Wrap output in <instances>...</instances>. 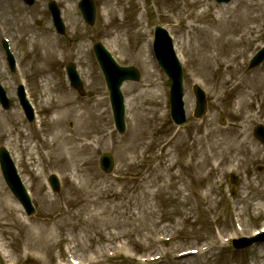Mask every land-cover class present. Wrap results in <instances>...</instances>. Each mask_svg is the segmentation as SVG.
<instances>
[{
  "label": "rangeland",
  "instance_id": "obj_1",
  "mask_svg": "<svg viewBox=\"0 0 264 264\" xmlns=\"http://www.w3.org/2000/svg\"><path fill=\"white\" fill-rule=\"evenodd\" d=\"M50 1L35 0L28 6L21 0H0V81L12 102L8 110L0 105V146L9 149L36 210L31 217L25 214L0 171V190L11 204L12 217L9 225L0 226L8 251L0 252V264H264V242L245 250L231 244L232 238L250 236L264 225V145L253 136L254 126L264 123V63L248 68L251 56L264 45V2L208 0L202 8L208 13L198 25L210 24L217 15L232 22L231 28L239 27L235 22L240 16L245 21L242 36L234 34L237 44L225 46V51L213 44L225 58L199 71L194 59L211 44L203 32L186 29L191 22L186 16L189 10H200L198 4L95 0L96 21L88 26L78 0H55L67 28L60 37L47 9ZM156 24L175 39L184 67V101L191 118L184 128L170 119L169 81L152 54ZM3 38L18 59L15 72L8 68ZM96 40L119 63L135 65L142 73L139 82L122 86L124 134L114 127L108 91L91 48ZM71 61L84 81V96L69 85L65 65ZM226 64L231 67L225 72ZM20 82L35 108L36 122L26 119L19 104ZM194 83L209 99V111L200 120L192 119ZM221 112L224 126L219 123ZM53 118H58L56 129L63 137L52 139L46 122ZM103 152L115 157L110 174L99 167ZM52 173L61 180L58 193L47 182ZM230 174L237 177L234 186ZM16 218L21 224H14ZM25 229L52 232V244L39 259L26 256L30 251L25 243L31 239ZM191 250L197 252L179 256ZM94 258L98 262L90 263Z\"/></svg>",
  "mask_w": 264,
  "mask_h": 264
},
{
  "label": "water",
  "instance_id": "obj_2",
  "mask_svg": "<svg viewBox=\"0 0 264 264\" xmlns=\"http://www.w3.org/2000/svg\"><path fill=\"white\" fill-rule=\"evenodd\" d=\"M28 1L32 2L31 0H28ZM218 1H229V0H218ZM80 6H81V10H82V14L84 18L88 22L93 23L94 16H95V6H94L93 1L92 0H82ZM51 9L53 12L55 25L58 31H62L63 25L59 17V10L57 9L55 5L53 7L51 6ZM157 31H158L157 47L158 49H164V53H159L161 62L165 61L166 59L165 55L169 52V59L165 63L164 68L172 80V87H171V94H170L172 118L175 121V123L184 124L187 121L184 117V111H183V101H182L183 87H182L181 68H180V65L177 59L175 58V54L173 50H171L169 42L166 41L163 44V40L167 39V37H165V31L159 26L157 27ZM162 35H164L165 37L164 39H162L161 37ZM95 52L100 62V65L103 69L107 85L110 89V98H111V102L113 106L116 125L120 131H123L124 129V107H123V98L121 96L119 86L124 79H127V78L137 79L138 73L134 68H125V67H121L117 65L113 61V59L108 55L105 48L99 42L95 44ZM263 59H264V48L259 52L255 61H253V64L254 65L258 64ZM68 72H69L72 85L77 87L78 89H81L82 83L73 65L68 67ZM194 89H195V93L197 96L196 115L201 116L206 111L205 94L197 86H195ZM255 135L261 142L264 143V126L258 125L255 129ZM0 162H1L3 175L9 187L12 189L14 194L19 198V200L23 203L27 212L29 214H32L34 210L31 206L30 198L25 192V189L19 184V179L16 173V169L14 165L8 161V158L5 156V152L3 150L0 151ZM102 163L105 165L104 167L108 171L112 166V157L109 155H105L103 157ZM49 180L53 188L55 190H58L59 182H58L57 177L52 175ZM252 241L253 240H247L243 244V246H247L251 244Z\"/></svg>",
  "mask_w": 264,
  "mask_h": 264
},
{
  "label": "bare ground",
  "instance_id": "obj_3",
  "mask_svg": "<svg viewBox=\"0 0 264 264\" xmlns=\"http://www.w3.org/2000/svg\"><path fill=\"white\" fill-rule=\"evenodd\" d=\"M185 1V5H187V3H192V4H198L201 9L200 10H189L186 18H189L191 20V22L186 25V29L190 30H197L200 33L203 32L204 34V41L208 42L209 44H211L208 47V52L207 53H203L204 55H197L196 58L194 59L195 63H196V67L199 71H204L206 70H210V68L212 67L213 63L216 61V59H218L220 56H223L219 53L215 52L214 46L213 44L215 43H219L220 48L225 51V46H231V45H235L237 44L238 40L235 38L234 34L236 32L240 33V35L242 36V30H241V25L244 23V17L240 16L238 21H236L235 23H237L239 25L236 26V28H231L230 23H226L223 18L221 16H214L211 19L210 24L205 25L204 27L198 25L196 22L199 23V20H201V18H203L205 15H207V11L203 10L202 8L205 7L208 4V0H184ZM255 3H263L264 0H254ZM185 12V10H184ZM248 18L251 17V15L247 16ZM253 18V16H252ZM215 31H217L218 33H215ZM183 48V47H182ZM192 51L195 50L196 48L194 46H192ZM45 57V56H44ZM224 57V56H223ZM225 58V57H224ZM231 66L229 64H226L224 70L225 72L229 70ZM233 70V68H232ZM236 70H233V72ZM49 77L45 78V90H46V86L48 84ZM42 107L44 106V104L41 105ZM59 120L58 118H53L51 121H47V129H50V134L52 135V139L54 138H59V137H63V134L61 131H58L56 129V125L58 124ZM15 127V131H18V128L16 127V125H14ZM44 129L40 128L39 131L43 132ZM45 141V139H43ZM48 142V141H47ZM27 143V140L24 141V144ZM49 143V142H48ZM260 195H262V197H264V186H262L261 188V192ZM6 194L1 192L0 190V226L3 225H9L10 224V219L11 217V204L9 203V201L7 200V197H5ZM262 207V206H260ZM16 223L14 222V224H21L19 219H15ZM25 233L26 235H28L30 237V242L27 241L25 243L27 250L29 251H33V257L36 259H39L37 257V255H41V253L43 252L44 248H47L49 246H51V236H52V232L46 230V229H41L38 232H33L32 230H27L25 229ZM0 252L3 253L4 255H8V251L6 250V246L4 245L2 239L0 238ZM98 259V258H97ZM98 262L96 260V258L92 259L90 261V263H96Z\"/></svg>",
  "mask_w": 264,
  "mask_h": 264
}]
</instances>
